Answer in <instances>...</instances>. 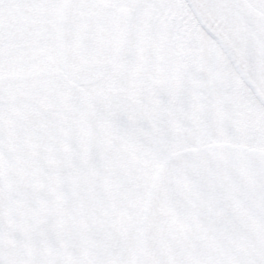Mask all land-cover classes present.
<instances>
[{
	"label": "snow or ice",
	"instance_id": "snow-or-ice-1",
	"mask_svg": "<svg viewBox=\"0 0 264 264\" xmlns=\"http://www.w3.org/2000/svg\"><path fill=\"white\" fill-rule=\"evenodd\" d=\"M0 264H264V0H0Z\"/></svg>",
	"mask_w": 264,
	"mask_h": 264
}]
</instances>
